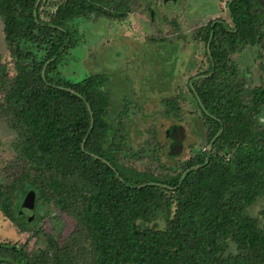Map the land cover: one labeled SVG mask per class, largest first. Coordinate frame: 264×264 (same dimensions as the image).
Masks as SVG:
<instances>
[{"label": "trees", "instance_id": "trees-1", "mask_svg": "<svg viewBox=\"0 0 264 264\" xmlns=\"http://www.w3.org/2000/svg\"><path fill=\"white\" fill-rule=\"evenodd\" d=\"M239 2L251 6H227L233 26L208 24L196 33L208 43V68L191 78L188 92L207 147L160 179L121 164V156L146 157L168 169L155 142L127 146L128 106L111 116L106 78L72 82L59 72L75 45L74 21H124L136 0H0L13 70L0 56V117L12 135L9 148L20 176L34 179L39 196L74 225L62 241L35 228L20 245L0 242V264H264V223L248 214L264 198V88L248 87L229 58L264 46V6L233 1ZM160 105L163 118L177 116L175 97ZM233 127L243 132L230 142ZM164 134L171 157L181 149L182 129L170 124ZM25 185L14 200L19 234L40 199ZM29 194L32 208L20 211ZM5 201L0 187V209Z\"/></svg>", "mask_w": 264, "mask_h": 264}, {"label": "rangeland", "instance_id": "rangeland-1", "mask_svg": "<svg viewBox=\"0 0 264 264\" xmlns=\"http://www.w3.org/2000/svg\"><path fill=\"white\" fill-rule=\"evenodd\" d=\"M185 4L186 1L182 0H136L132 14L124 21L102 18L74 21L75 45L66 56L65 65L59 68L62 76L72 82L87 75L101 74L106 78L102 90L111 101V116H115L123 105L128 106L125 116L127 146L134 150L145 142H155L160 146L156 148L160 163L168 169H160L146 157L132 161L121 156V164L160 179L178 173L181 162L207 147L201 113L188 87L190 78L202 74L207 68L203 44L195 41L196 30L216 15L224 17V6H216L214 14L205 16L201 13L199 16L196 8L203 6ZM0 56L12 75L1 23ZM253 66L250 70L251 87H256L264 84L261 81L264 74ZM166 97L177 99L178 112L174 118L161 116L163 107L160 100ZM170 124H178L183 135L181 149L171 157L166 154L169 139L164 134ZM151 130L154 137L149 133ZM227 131L230 142L243 132L239 127ZM11 136L0 117V187L6 192L5 204L0 209V242L20 245L35 228L62 241L73 230V222L55 210L42 195L39 196L40 189L34 179L25 181L20 176L9 148ZM24 183L28 184L25 189L36 191L40 199L34 201L28 230L19 234L13 223L14 200ZM19 207L24 212V208ZM248 214L263 224L264 198L248 208ZM27 215L25 212L23 216ZM31 245L32 240L29 242Z\"/></svg>", "mask_w": 264, "mask_h": 264}, {"label": "flooded vegetation", "instance_id": "flooded-vegetation-1", "mask_svg": "<svg viewBox=\"0 0 264 264\" xmlns=\"http://www.w3.org/2000/svg\"><path fill=\"white\" fill-rule=\"evenodd\" d=\"M185 1L186 4L184 6H203L202 8L198 7V10L196 8V13H198L197 15L199 16L201 15V13L205 16L209 14H214V12H216V6H224L223 8L225 15L224 17H221L220 15H216L212 19L207 20L204 24H201V26L196 30V33H199V31L202 30L208 24H210V28H212L214 24H218L219 26L225 27L227 29L233 26L232 19L229 15V9L227 6H251V3L239 2L237 4H234L233 3L234 0H194L193 2L188 0H182V2L184 3ZM257 1L259 2L256 3L254 6H264V0L261 1L257 0ZM195 41L198 43H202L200 41V37L197 34L195 36ZM203 48H204V57L208 68L207 57L205 55V54L208 55V43L206 45L203 44ZM229 58L231 59V61L233 62V64L235 65L238 71V78L242 79L248 87L255 88V87H251L253 79L250 70L252 69L251 67L254 65L253 67H256L260 72L264 74V46L255 43L254 45L245 48L241 52L232 54ZM204 72H202V74ZM192 78L196 79L198 78V76H193ZM190 81H192L191 78ZM261 81L264 82L263 79H261ZM259 86L264 88V84L260 83L256 87ZM189 87H191V82L189 84Z\"/></svg>", "mask_w": 264, "mask_h": 264}, {"label": "water", "instance_id": "water-1", "mask_svg": "<svg viewBox=\"0 0 264 264\" xmlns=\"http://www.w3.org/2000/svg\"><path fill=\"white\" fill-rule=\"evenodd\" d=\"M39 0H37V2H38ZM199 103V102H198ZM199 105H200V103H199ZM200 108H202V106L200 105ZM91 124H92V121H90V126H91ZM221 130H219V132H220ZM32 199H33V196H32V194H29V195H27V197L25 198V200L23 201V203H22V207L23 208H27V209H31L32 208Z\"/></svg>", "mask_w": 264, "mask_h": 264}]
</instances>
